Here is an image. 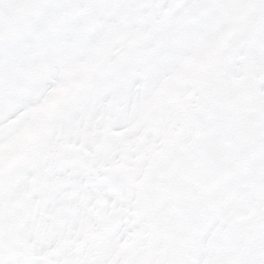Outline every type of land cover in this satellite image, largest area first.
<instances>
[{
	"label": "snow or ice",
	"instance_id": "obj_1",
	"mask_svg": "<svg viewBox=\"0 0 264 264\" xmlns=\"http://www.w3.org/2000/svg\"><path fill=\"white\" fill-rule=\"evenodd\" d=\"M0 264H264V0H0Z\"/></svg>",
	"mask_w": 264,
	"mask_h": 264
}]
</instances>
